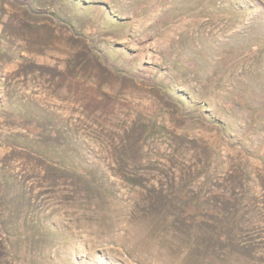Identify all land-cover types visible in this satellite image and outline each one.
Listing matches in <instances>:
<instances>
[{
  "label": "rangeland",
  "instance_id": "1",
  "mask_svg": "<svg viewBox=\"0 0 264 264\" xmlns=\"http://www.w3.org/2000/svg\"><path fill=\"white\" fill-rule=\"evenodd\" d=\"M0 264H264V0H0Z\"/></svg>",
  "mask_w": 264,
  "mask_h": 264
}]
</instances>
